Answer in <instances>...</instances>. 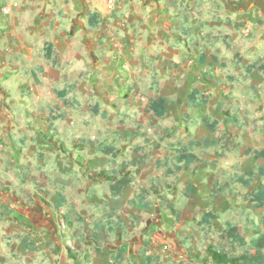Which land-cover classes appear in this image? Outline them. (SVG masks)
<instances>
[{
  "label": "rangeland",
  "instance_id": "rangeland-1",
  "mask_svg": "<svg viewBox=\"0 0 264 264\" xmlns=\"http://www.w3.org/2000/svg\"><path fill=\"white\" fill-rule=\"evenodd\" d=\"M162 2L74 1V26L91 14L98 23L73 34L68 95L64 102L55 96L49 123L58 122L65 134V158L48 165L38 158L20 168L16 184L5 185L14 191L5 195L11 207L0 209V264H142L144 244L157 263L202 264L208 244L242 252L228 224L246 242L264 230V198L251 195L264 175L256 173L249 187L233 182L237 174L264 169V157H255L264 149V0H178L174 19L163 20L150 15ZM245 8L255 14L228 18L230 9ZM183 16L193 23L189 33L182 31ZM247 20L256 24L244 34ZM234 23L235 35L227 27ZM57 66L64 70L63 59ZM192 87L204 95L196 111L185 106ZM159 96L174 100L161 117L148 109ZM13 105L19 116L22 107ZM227 116L236 122L226 123ZM202 117L217 121L212 131ZM189 140L199 141L194 151L204 163L177 170L172 149ZM121 165L129 179L98 177ZM140 185L158 192L148 198L150 210L129 203ZM163 200L175 215L161 207ZM116 216L121 226L114 234L95 229ZM93 231L99 250L90 240ZM24 235L35 251L22 250ZM119 248L124 252L117 261Z\"/></svg>",
  "mask_w": 264,
  "mask_h": 264
},
{
  "label": "crops",
  "instance_id": "crops-1",
  "mask_svg": "<svg viewBox=\"0 0 264 264\" xmlns=\"http://www.w3.org/2000/svg\"><path fill=\"white\" fill-rule=\"evenodd\" d=\"M9 1L17 2V6L5 14L2 6ZM74 1L0 0L1 210L11 207L5 195L7 192L13 194L14 190H7L5 185L16 184L15 176H18L20 168H31L38 158L45 165L65 158V134L61 127L56 128L58 122L54 126L49 122L55 117L52 114L54 108L58 107L55 96L64 102L68 95L70 74L66 66L67 59L73 53V34L95 26L89 25L87 21L85 25L74 26L71 17ZM162 1L160 8L151 10L150 15L162 20L165 17L174 19L177 13L173 7L178 0ZM254 9H230L227 12L228 18L238 22L242 17L245 19L249 14H255ZM240 12L244 13L243 16ZM182 21L186 22L182 31L189 33L193 23L184 16ZM254 23L255 20H247L242 26V32L247 24L252 29ZM237 26L236 23L227 25L229 32L234 35ZM60 59L65 64L63 71L57 66ZM62 90L64 93L60 95ZM15 102L22 107L21 112H16L19 116L13 111ZM64 108V105L59 104L60 117L64 116ZM12 114L20 121L19 124L13 123ZM71 169L69 167L67 170Z\"/></svg>",
  "mask_w": 264,
  "mask_h": 264
},
{
  "label": "trees",
  "instance_id": "trees-1",
  "mask_svg": "<svg viewBox=\"0 0 264 264\" xmlns=\"http://www.w3.org/2000/svg\"><path fill=\"white\" fill-rule=\"evenodd\" d=\"M87 22L89 25H95L98 23L96 15L91 14L87 18ZM214 61H217L215 57ZM204 56H201V62L203 63ZM253 67H255V63L247 64L245 66L248 72H251ZM180 91H183V88H180ZM64 91L60 92L62 95ZM204 98L203 92L201 89L197 87H192L186 94L185 98V106L188 110L196 111L198 110L202 100ZM174 103V100L167 96H159L157 99L153 98L150 100L148 104V109L154 113L155 116L161 117L165 114L167 106ZM221 108V105H218V109ZM97 112L96 109L93 110ZM202 123L207 127L208 130L212 131L217 124L216 120L210 121L208 117L201 118ZM226 123H234L236 122L235 116H227L225 118ZM206 146L210 145L212 142L208 140H203ZM199 144L198 140H189L186 144H180L179 146L172 149L173 157L172 163L173 166L177 170H188L193 165L198 163H204L195 153L194 148ZM255 157H264V149L261 151H257L255 153ZM167 173H172L170 168H166ZM110 173V174H109ZM109 173L101 172L98 177L107 179L109 181L113 180L114 175L119 174L125 179H129L128 172L125 171V165H121L117 170H111ZM264 175V169L260 166L257 167V172L254 170H250L247 172H243L237 174L233 178V182L239 183L244 187H249L251 181L255 174ZM189 189V188H188ZM157 190H149L144 185H140L133 196L129 199V203L140 210H150L152 208V204L149 202L148 198L152 194H157ZM251 195H258L261 198H264V184H259L253 188L251 191ZM160 205L163 209H165L171 215H175L174 205L170 201L163 200L160 202ZM204 221H208L207 214L204 215ZM264 223V220H263ZM121 226V219L119 216L115 218H107L104 220L102 224L96 223L94 225L96 230H102L105 228L109 233L114 234L116 229ZM229 231L228 234L230 237H235L241 246H243V250L240 253H232L224 250L223 248H219L214 244H208L204 248V256L202 264H264V230H258L255 232V236L251 237L248 242L237 232V228L235 225L228 224ZM95 245L96 249L99 250L98 246L100 245V236L96 231L92 232V236L90 239ZM21 248L25 253L33 252L37 249L36 246L32 244L28 236H23L21 238ZM123 248H119L116 254V260L120 261L123 256ZM196 258V255H194ZM140 260L142 264H160L156 262V257L147 253V246L144 244L143 247L140 248Z\"/></svg>",
  "mask_w": 264,
  "mask_h": 264
},
{
  "label": "built area",
  "instance_id": "built-area-1",
  "mask_svg": "<svg viewBox=\"0 0 264 264\" xmlns=\"http://www.w3.org/2000/svg\"><path fill=\"white\" fill-rule=\"evenodd\" d=\"M17 6V2L15 1H12V2H9V3H6L2 6V12L5 13V14H9L14 7ZM250 31V24L249 25H246L244 28H243V32L245 34H248Z\"/></svg>",
  "mask_w": 264,
  "mask_h": 264
}]
</instances>
